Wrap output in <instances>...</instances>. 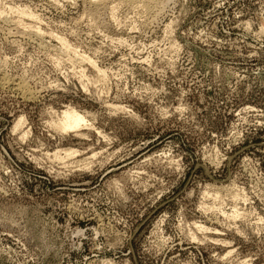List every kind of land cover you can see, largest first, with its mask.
<instances>
[{
	"label": "rangeland",
	"instance_id": "obj_1",
	"mask_svg": "<svg viewBox=\"0 0 264 264\" xmlns=\"http://www.w3.org/2000/svg\"><path fill=\"white\" fill-rule=\"evenodd\" d=\"M0 264H264V0H0Z\"/></svg>",
	"mask_w": 264,
	"mask_h": 264
},
{
	"label": "bare ground",
	"instance_id": "obj_2",
	"mask_svg": "<svg viewBox=\"0 0 264 264\" xmlns=\"http://www.w3.org/2000/svg\"><path fill=\"white\" fill-rule=\"evenodd\" d=\"M65 113L66 114H65L63 123H62V121L60 122V124L62 123L61 129L64 130V132H66L68 130L69 131L78 130L79 128L83 127L87 123L86 119L81 114L77 113L76 111L75 112H73V111L69 112L68 111ZM60 124H59V126H60ZM67 154H68V152H67Z\"/></svg>",
	"mask_w": 264,
	"mask_h": 264
}]
</instances>
